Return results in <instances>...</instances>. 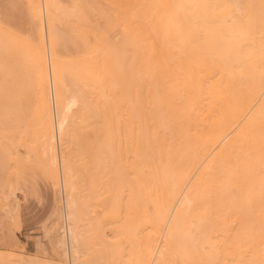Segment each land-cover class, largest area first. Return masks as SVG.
<instances>
[{
	"label": "bare ground",
	"instance_id": "bare-ground-1",
	"mask_svg": "<svg viewBox=\"0 0 264 264\" xmlns=\"http://www.w3.org/2000/svg\"><path fill=\"white\" fill-rule=\"evenodd\" d=\"M63 3L26 0L22 38L34 72L33 148L55 185L62 146L57 264H264V61L120 64L119 0ZM14 123L10 156L27 133Z\"/></svg>",
	"mask_w": 264,
	"mask_h": 264
},
{
	"label": "rangeland",
	"instance_id": "rangeland-1",
	"mask_svg": "<svg viewBox=\"0 0 264 264\" xmlns=\"http://www.w3.org/2000/svg\"><path fill=\"white\" fill-rule=\"evenodd\" d=\"M163 1L119 0L114 39L120 64H131L133 59L132 64L190 63L220 55L264 61V0H241L239 6L229 0ZM61 27L64 50H76L68 45L74 41L69 26ZM28 29L26 0H0V264H57L65 261L62 247L56 245L66 228L67 189L60 182L64 173L58 159L62 146H55V185L33 148L34 72L22 42ZM14 122L27 133L22 141L17 139L16 156H10L6 132ZM80 138L83 142L84 136ZM83 173L88 187L90 170Z\"/></svg>",
	"mask_w": 264,
	"mask_h": 264
}]
</instances>
